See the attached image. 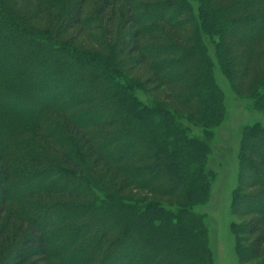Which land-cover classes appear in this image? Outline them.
Masks as SVG:
<instances>
[{
	"label": "trees",
	"instance_id": "16d2710c",
	"mask_svg": "<svg viewBox=\"0 0 264 264\" xmlns=\"http://www.w3.org/2000/svg\"><path fill=\"white\" fill-rule=\"evenodd\" d=\"M39 1L43 6L38 2L23 17L15 9L22 0H0V114L7 116L0 119V264H46L59 248L65 236L51 238L58 225L39 226L43 209L66 225L56 233L83 229L72 234L61 258L66 264H211L204 225L193 211L209 196L211 133L201 139L167 105L142 100L137 84L122 83L121 68L149 67L148 86L165 88L166 101L189 108L190 122L207 133L223 118L207 45V37H217L224 74L233 83L250 82L252 105L264 112V49L256 46L264 38V0H194L200 22L190 0H101L96 20L105 55L77 49L76 39L69 45L58 39L88 27L87 0ZM44 17L53 32L30 24L47 22ZM31 122L38 123L36 141L54 154L33 149L35 139L24 137ZM244 136V152L252 140L255 146L250 158L242 157L243 166L252 165L248 189L259 185L264 195V127ZM139 190L183 205L175 212L159 203L140 206L131 193L124 199ZM43 196L70 202L34 203L31 215L12 207ZM241 205L258 208L259 219L242 229L256 237L243 257L257 258L264 247V198L247 203L237 194V215ZM97 228L99 238H91Z\"/></svg>",
	"mask_w": 264,
	"mask_h": 264
},
{
	"label": "rangeland",
	"instance_id": "374dc122",
	"mask_svg": "<svg viewBox=\"0 0 264 264\" xmlns=\"http://www.w3.org/2000/svg\"><path fill=\"white\" fill-rule=\"evenodd\" d=\"M100 1L101 0H87L84 20L88 23V27H83V29H77L70 34L63 35L61 38H58L61 43L69 45L72 39H76L77 43L75 47H77V49L100 54L102 53L101 47L105 50L108 48V46L101 41L102 33L99 31L100 26L96 20V13ZM164 1L166 0H158V2L161 3ZM38 2L40 1L38 0ZM38 2L33 3L32 0H22L18 6L15 5V9L23 17L24 12H27L30 16L32 15L31 11L38 6ZM40 4V7L43 6L41 2ZM190 5L192 7L194 18L200 22L199 3L190 0ZM44 11L48 12L47 9H44ZM44 19H46L47 22L34 21L30 22V24L42 32H53L54 28L52 29V27L48 25L49 19L47 17H44ZM117 27H119L118 23L116 25V28ZM161 27L164 30H168L162 25ZM81 33H87L89 35L88 39H84L86 34L82 38L79 37ZM181 34H183V32H181ZM207 40L209 55L214 63V78L223 95V118L221 123L209 129V132L206 133L203 127L190 122L189 117H191V111L189 112V108L185 106L180 107L177 103L167 102V90L165 88L161 87L156 90V88L148 86L147 81L151 77V71L146 65L141 68H135L128 63L123 69L121 68V72L125 77L124 80H122V83L128 79L137 84L136 95L145 102L148 101L155 104L161 103L170 107L175 111L179 118L183 119L187 127L190 128L192 134L199 138L205 139L208 137L209 133H211L213 149L212 152L207 155L205 162V170L210 175L209 196L206 202L194 206L193 208L195 215L202 220L204 230L207 234L208 248L211 252V264H262L264 260V247L261 255L257 258L247 259L242 255L244 250L246 252L252 249L253 243L256 239L255 236H244L242 234V229L248 227L253 220L259 219L253 214L255 210L258 209L257 206L252 205V207H250L247 205H241L239 210L243 215H237L233 209L237 194L245 197L247 203L248 200L249 202H254L257 199L264 198L262 187L259 185L252 189H248L250 181H247L245 177L249 174L248 172L249 169L251 170L252 165L247 164L246 167L242 165V157L244 160L250 158V149H254L255 147L252 140L249 147V153L244 152L243 140L245 132L249 128L258 124L264 127V112L252 105L253 101L250 99L252 97V91L249 89L250 82L246 85V81L244 80L237 82L234 81L233 83L224 74L222 67L216 58V44L219 43V39L217 37H207ZM92 41L98 43V45L93 44ZM256 44L259 49H264V38L260 39ZM124 59L125 57H122L121 60ZM3 118L7 119V116L2 113L0 114V119ZM36 126H38V123L31 122L27 126V131L25 132L24 137H30L32 140L35 139L32 143L34 145L33 149L40 151V149L43 148V154H54V151H49L46 147H43L41 142L36 141ZM37 143H39L38 146ZM110 180H112V178H110ZM23 191L24 189L20 188L17 195L22 196L24 193ZM130 193L132 194L130 197L139 203L140 206H143L147 202L159 203L166 209L177 212L180 206L183 205V202L180 199L151 196L146 191L142 190L133 191V193L130 191L126 192L124 194L125 196H123L125 200L128 199ZM98 195L102 197V194L98 193ZM61 201L70 202L67 198L57 197L52 203V201L47 200L46 196H43L41 199H35L30 202H12V207L20 210V212L25 213L26 215H31L30 213H33L31 206H34V203L35 205H41L42 208H47L48 206L60 203ZM9 210L10 207H7L5 212L8 214L9 212L7 211ZM45 211L46 210L43 209L36 214L40 220H44L43 222H39V226L46 225L54 227L58 225V230L63 231L66 225L61 226L60 223H58L59 218L55 217V214L49 212L46 213ZM1 221L2 223L6 221L5 216H2ZM80 228V226H77L70 232L69 236H67V232L65 235L62 233L58 234L56 233L58 230L54 229L56 230L55 234L51 237L53 240L63 238L64 236L65 239L62 240L58 249L52 251V256L48 258L46 264H66L67 260L61 258L66 250L70 249L72 246V234L75 230ZM13 230L16 234L17 228ZM99 236L100 229L97 228L93 234L91 233L90 237L99 238ZM33 262V260H30L27 264H33Z\"/></svg>",
	"mask_w": 264,
	"mask_h": 264
}]
</instances>
